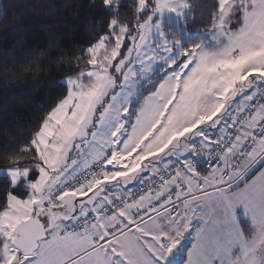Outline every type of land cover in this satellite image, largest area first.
<instances>
[{
  "label": "snow or ice",
  "instance_id": "snow-or-ice-1",
  "mask_svg": "<svg viewBox=\"0 0 264 264\" xmlns=\"http://www.w3.org/2000/svg\"><path fill=\"white\" fill-rule=\"evenodd\" d=\"M101 3L0 161V264H264V0H216L198 43L189 0H134L131 23Z\"/></svg>",
  "mask_w": 264,
  "mask_h": 264
},
{
  "label": "trees",
  "instance_id": "trees-1",
  "mask_svg": "<svg viewBox=\"0 0 264 264\" xmlns=\"http://www.w3.org/2000/svg\"><path fill=\"white\" fill-rule=\"evenodd\" d=\"M189 2V42L198 43L216 0ZM122 3L121 18L131 23L134 0ZM110 15L101 0H0V161L6 149L14 151L28 141L65 95L64 79L76 70L72 58L106 30ZM7 190L0 178V203Z\"/></svg>",
  "mask_w": 264,
  "mask_h": 264
},
{
  "label": "rangeland",
  "instance_id": "rangeland-1",
  "mask_svg": "<svg viewBox=\"0 0 264 264\" xmlns=\"http://www.w3.org/2000/svg\"><path fill=\"white\" fill-rule=\"evenodd\" d=\"M165 31H168V28H166ZM169 38L171 39L172 37H169ZM176 38L181 39V40H184L185 37L182 36V35H180V33L177 32L176 33ZM184 257H185V260H186L185 254L184 253H181V255L179 257H177V260L180 262Z\"/></svg>",
  "mask_w": 264,
  "mask_h": 264
}]
</instances>
